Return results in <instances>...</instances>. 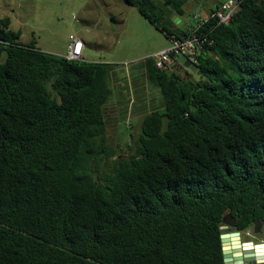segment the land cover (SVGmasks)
<instances>
[{
  "label": "trees",
  "instance_id": "obj_1",
  "mask_svg": "<svg viewBox=\"0 0 264 264\" xmlns=\"http://www.w3.org/2000/svg\"><path fill=\"white\" fill-rule=\"evenodd\" d=\"M124 1L167 39L204 41L199 80L137 64L162 105L125 155L107 143L111 66L41 52L0 19V264H224L226 215L264 227V0L189 32L174 22L188 0Z\"/></svg>",
  "mask_w": 264,
  "mask_h": 264
},
{
  "label": "rangeland",
  "instance_id": "obj_2",
  "mask_svg": "<svg viewBox=\"0 0 264 264\" xmlns=\"http://www.w3.org/2000/svg\"><path fill=\"white\" fill-rule=\"evenodd\" d=\"M222 1L188 0L180 17L183 24L186 23L181 31L189 32L186 26L190 28L197 21L214 19V11H211ZM0 14L12 18L13 27L10 28L19 33L21 43L33 44L41 52L64 57L69 37L74 36L85 45L82 56L86 57V62L111 66L116 76L113 79L116 93L110 97L105 109L107 143L112 147L120 145V154L125 155L128 143L131 145L137 137L140 126L139 121L131 123L133 121L129 120L162 105L158 88L146 82L137 64L152 57L163 46L168 48L170 40L124 0H0ZM177 19L178 24L180 19ZM3 61L4 56H0V62ZM179 73L185 76L184 70ZM189 73L193 79H200L196 73ZM144 105L145 110L138 111ZM103 169L107 170L106 167ZM241 241L264 243V227L258 234L250 230L241 234Z\"/></svg>",
  "mask_w": 264,
  "mask_h": 264
},
{
  "label": "built area",
  "instance_id": "obj_3",
  "mask_svg": "<svg viewBox=\"0 0 264 264\" xmlns=\"http://www.w3.org/2000/svg\"><path fill=\"white\" fill-rule=\"evenodd\" d=\"M243 0H226L217 9L214 10L212 18L217 21V25H228L232 17L240 9ZM171 44L165 49L152 55L155 67L159 70H168L170 58H174L178 54L184 55L187 59L195 63L194 56L201 48V44L204 42L194 32H190L188 35L181 38L170 36ZM83 42L77 37L70 36L67 45V53L64 56L70 61H81L83 52Z\"/></svg>",
  "mask_w": 264,
  "mask_h": 264
},
{
  "label": "water",
  "instance_id": "obj_4",
  "mask_svg": "<svg viewBox=\"0 0 264 264\" xmlns=\"http://www.w3.org/2000/svg\"><path fill=\"white\" fill-rule=\"evenodd\" d=\"M178 19H174L176 22ZM170 63L177 62L184 69L200 75L195 63L187 59L184 55L178 54L170 58ZM263 224L259 220L253 223V233L258 234ZM236 227V219L226 215L222 219L220 226V240L222 245V255L224 264H249L255 262L264 264V243L254 244L253 242H242L241 233L231 230Z\"/></svg>",
  "mask_w": 264,
  "mask_h": 264
},
{
  "label": "crops",
  "instance_id": "obj_5",
  "mask_svg": "<svg viewBox=\"0 0 264 264\" xmlns=\"http://www.w3.org/2000/svg\"><path fill=\"white\" fill-rule=\"evenodd\" d=\"M226 0H224V1H222L221 3H223V2H225ZM220 3V4H221ZM3 17H9V19H10V26L11 27H13V20H12V18L10 17V16H8L7 14H0V19L1 18H3ZM178 22H180V23H178L179 25V27H182V26H184L186 23H184L183 24V22L181 21V18H180V21H178ZM12 23V24H11ZM181 24H183V25H181ZM189 27V26H188ZM187 26H186V28H187V30H189V28H188ZM14 30V29H13ZM80 40V39H79ZM85 45H84V43H83V47H84ZM165 49H167L166 48V46H163L162 48H160L159 50H157L156 52H154V54L155 53H157V52H159V51H161V50H165ZM83 50H84V48H83ZM83 53V52H82ZM56 56H61V57H63L62 55H56ZM82 60H84V61H86V57H83L82 56ZM114 77H116L115 75H114V73H113V76H112V78H111V83H110V85H111V88H112V95L114 94V93H116L114 90H113V85H114V81H113V79H114ZM120 78V77H119ZM122 82H124L125 83V81H121V83ZM120 84V83H119ZM115 90L117 91V89L115 88ZM118 93H122L121 91H119L118 90ZM111 95V96H112ZM161 106V105H160ZM160 106H158L159 108H160ZM122 109H123V107H122ZM148 109V108H147ZM118 110L120 111L121 109L120 108H118ZM137 110V109H136ZM144 111L145 110V105L143 106V109H139L138 111ZM152 110V109H151ZM140 111V112H141ZM150 110H147V111H145V112H142V114H141V116L140 117H137V116H133V118H129L130 120L129 121H133V122H131V123H136V122H140L139 123V125L141 124V122H142V119H143V117L149 112ZM125 121V120H124ZM121 122H123V121H121ZM140 127V126H139ZM118 132H120L119 131V129H118Z\"/></svg>",
  "mask_w": 264,
  "mask_h": 264
}]
</instances>
